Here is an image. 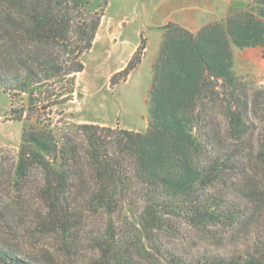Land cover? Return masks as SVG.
<instances>
[{
	"label": "trees",
	"instance_id": "16d2710c",
	"mask_svg": "<svg viewBox=\"0 0 264 264\" xmlns=\"http://www.w3.org/2000/svg\"><path fill=\"white\" fill-rule=\"evenodd\" d=\"M107 3L0 0V90L11 102L8 119L21 122L9 165L0 146V264H40L5 240L19 229L6 189L16 206L35 199L43 225L59 234L76 228L79 146L89 169L84 193L90 205L110 212L122 203L135 208V230L117 246L107 239L98 246L107 264H264V187L254 181L247 202L230 200L237 187L232 172L241 187L248 178L234 163L244 164L240 151L254 134L252 109L264 112V87L252 88L236 74L233 51L264 46V0H249L197 31L173 21L159 27L143 131L74 123L54 109L71 100ZM143 48L113 73L111 85L140 63ZM257 132L262 139L250 166L264 180V128ZM184 225L212 237L249 230L252 239L236 252L208 250L188 258L178 245ZM165 232L178 235L179 243L167 242Z\"/></svg>",
	"mask_w": 264,
	"mask_h": 264
},
{
	"label": "rangeland",
	"instance_id": "374dc122",
	"mask_svg": "<svg viewBox=\"0 0 264 264\" xmlns=\"http://www.w3.org/2000/svg\"><path fill=\"white\" fill-rule=\"evenodd\" d=\"M158 2L159 0H108L96 39L94 38L91 49L83 56L84 70L75 75V89L71 100L62 106H54V109L62 111L63 117L57 114L52 117L56 119L61 116L74 123H96L112 130L126 128L143 131L146 128L147 92L152 77V61L155 59L154 32L147 27L157 22L166 10L161 8L162 10L154 13ZM138 30L151 39L149 49L129 75L119 77L116 84L111 85L110 77L131 58ZM111 37L117 40L113 41ZM141 43L144 44V40ZM233 53L236 74L243 77L252 88L264 87V62L262 65L253 63L254 56L246 50L234 49ZM17 100L13 101L14 107L19 106ZM10 106L7 93L0 90V146L6 149L4 157L8 159V165L13 160L21 134V122L8 119ZM252 110L254 134L251 141L246 140L249 142L240 151H243L244 164L238 161L234 163L246 171L248 178L241 187L242 182L238 180L237 173L232 172L237 187L230 192L231 198L234 194V199L230 200L235 202H240L239 197L244 203L247 202V197L251 195L247 189H254V181H258L262 189L264 187L263 175L250 166L255 155L252 150H255L262 139L257 130L264 128V112L258 107H253ZM240 148L237 147L236 152ZM79 149V172L82 178L75 190L74 201L80 218L75 223L76 228L68 233L59 234L50 225H43L40 217L43 216L42 208L35 199L28 197L24 204L16 206L11 202L14 193H9V189L4 191L19 222L17 234L5 240L17 251L38 259L40 264H107V259L101 257L99 252L98 246L102 239L117 246L121 236L128 237V232L135 230L136 215L133 206L122 203L114 212H110L106 207L90 205L89 198L84 193L87 180L89 181V169L82 155V146ZM261 205L264 207V202ZM182 231L186 236H183L181 243L174 233L165 232L164 237L171 244L179 243V248L188 258L208 250L236 252L252 239H249V230H243L244 234L235 235L234 238H231L232 233H224L223 230L215 237L202 235L196 227L190 225L182 226Z\"/></svg>",
	"mask_w": 264,
	"mask_h": 264
},
{
	"label": "crops",
	"instance_id": "0c3cea01",
	"mask_svg": "<svg viewBox=\"0 0 264 264\" xmlns=\"http://www.w3.org/2000/svg\"><path fill=\"white\" fill-rule=\"evenodd\" d=\"M248 1L249 0H159L154 8V13L158 12L161 8L166 9L165 13L161 15L157 22L148 25L147 27L149 30L154 32V58L158 52L159 44L161 42V31L159 29L160 25L166 23L167 21H173L191 31H197L206 22L215 18L217 19L219 17L227 16L244 8ZM136 35L138 39L134 43L132 51L134 52L141 44V41L144 40V48L141 52L142 60L149 49L148 43L151 39H149L146 34H143L141 30H138ZM111 40L116 41L117 39L111 37ZM239 50H246L250 52L254 56L253 63L255 62L257 65H262L264 62V46L248 47Z\"/></svg>",
	"mask_w": 264,
	"mask_h": 264
}]
</instances>
